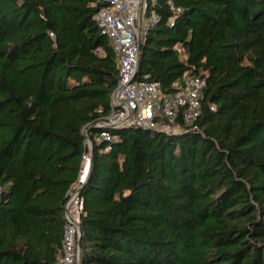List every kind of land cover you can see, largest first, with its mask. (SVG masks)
Wrapping results in <instances>:
<instances>
[{"label": "trees", "instance_id": "trees-1", "mask_svg": "<svg viewBox=\"0 0 264 264\" xmlns=\"http://www.w3.org/2000/svg\"><path fill=\"white\" fill-rule=\"evenodd\" d=\"M100 6L0 0V264L61 257L84 153L78 264H264V0H147L136 79L206 83L177 133L101 125L119 78Z\"/></svg>", "mask_w": 264, "mask_h": 264}, {"label": "built area", "instance_id": "built-area-1", "mask_svg": "<svg viewBox=\"0 0 264 264\" xmlns=\"http://www.w3.org/2000/svg\"><path fill=\"white\" fill-rule=\"evenodd\" d=\"M99 1L101 6L94 19L113 48L118 61L119 78L112 92L110 113L101 125L115 128H154L167 133L181 132L185 125H192L201 113L200 99L206 84L203 77H183L174 83L175 89L168 95L161 94L158 82L148 81L146 75L141 79L135 77L139 61L140 35L153 20L152 17L146 16L147 0ZM178 119L183 127L177 124ZM99 137L106 140L110 138L105 131L101 132ZM86 145L91 147L88 139ZM90 168V157L84 153L81 156L77 184L65 203L66 222L63 227L62 255L54 264L79 263L82 201L77 188L87 180Z\"/></svg>", "mask_w": 264, "mask_h": 264}, {"label": "water", "instance_id": "water-1", "mask_svg": "<svg viewBox=\"0 0 264 264\" xmlns=\"http://www.w3.org/2000/svg\"><path fill=\"white\" fill-rule=\"evenodd\" d=\"M138 44H139V42H138ZM140 45V44H139Z\"/></svg>", "mask_w": 264, "mask_h": 264}]
</instances>
